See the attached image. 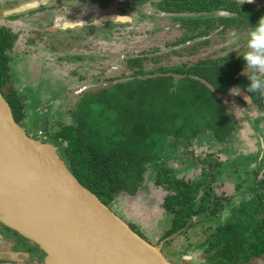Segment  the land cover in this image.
I'll use <instances>...</instances> for the list:
<instances>
[{
    "label": "trees",
    "instance_id": "16d2710c",
    "mask_svg": "<svg viewBox=\"0 0 264 264\" xmlns=\"http://www.w3.org/2000/svg\"><path fill=\"white\" fill-rule=\"evenodd\" d=\"M89 2L98 9L94 15L119 13L132 17L128 22L101 24L117 27L113 29L117 33L132 28L139 20L135 14L148 4L153 6L151 16L171 21L169 27H179L182 33L165 47L156 46L151 51L128 54L123 49L126 55L119 59L124 65L118 66L117 72H121L116 75L101 78L106 70L99 65L101 74L90 73L98 82H90L70 101L72 120L56 121L57 125L50 128L45 117L38 122L42 127L38 132H50L69 169L106 205L122 192L140 191L146 184V174L155 172L154 184L166 191L162 205L172 214V224L160 239L186 234L194 225H201L205 234L199 245L203 264H264V169L260 161L248 179L228 175L235 180L231 194L212 188L214 181L220 185L228 182L219 177L223 168L218 153L214 157L209 152L189 150L194 157L202 155L193 161L202 167L201 176L194 179L175 176L168 164L176 147H187L201 133H208L223 146L234 142L240 122L235 117L238 101L263 121L264 90L247 91L250 82L242 59L245 51L204 53L226 32L250 31L264 16V4L252 0ZM16 40V32L0 26V91L15 120L23 126L31 123L32 106L13 78L10 52ZM164 56H169V61H164ZM228 206L227 219L213 225ZM194 216L197 219L187 226Z\"/></svg>",
    "mask_w": 264,
    "mask_h": 264
},
{
    "label": "rangeland",
    "instance_id": "374dc122",
    "mask_svg": "<svg viewBox=\"0 0 264 264\" xmlns=\"http://www.w3.org/2000/svg\"><path fill=\"white\" fill-rule=\"evenodd\" d=\"M30 1L34 0H0V26H6L17 33L15 47L10 52L13 78L29 107L32 106L29 111L31 123L23 127L28 135L42 136L44 141L54 142V139L48 131L39 134L42 127L38 122L46 117L47 125L51 128L57 125L56 121H71L70 101L84 88H88L90 82H98L91 78L90 73L101 74L103 66L106 73L101 78L104 75H116L121 72H117L118 66L124 65L123 60L119 59L126 55H123V49L128 54L143 49L151 51L156 46L165 47L166 42L175 40L182 33L179 27H169L171 21L158 15L151 16L153 6L150 4L140 7V12L135 14L139 17L136 22L139 25L135 23L132 28L125 27L119 33L113 30L117 27L110 29L101 24L91 26L90 22L104 13L94 15L98 9L91 6L89 0H50L35 9L9 13ZM252 1L264 4V0ZM93 16L94 20L91 21ZM64 18L86 20L89 23L81 25L85 27L68 29L60 27ZM248 33L226 32L217 37L214 47L208 48L204 54L224 55L230 51L246 53ZM166 57L163 60L169 61ZM190 58L195 60L196 56ZM171 62L176 63L177 60ZM236 104L239 113L235 117L237 122L240 121L235 135L237 139L223 146L214 142L208 133H201L198 140H192L187 147L178 146L176 152L171 153L173 157L168 164L174 169L172 174L191 179L201 176V164L193 161L202 155L194 157L190 149L200 151L201 154L209 152L214 157H217L216 153L219 154L223 168L219 177L230 182L220 185L214 181L212 188L215 192H233L232 183L235 180L228 175H234L235 179H248L252 171L257 169L258 161L261 169H264V119L261 121V117L252 115V111L247 110L242 102ZM146 176L144 188L136 193L122 192L108 206L140 236L158 245L163 240L160 238L165 230L172 224V214L162 205L166 191L154 184L155 172L151 171ZM229 208H225L212 224L224 222L230 215ZM204 239L202 226L194 225L186 234L175 233L170 241L164 243L162 252L175 264H203L199 245Z\"/></svg>",
    "mask_w": 264,
    "mask_h": 264
},
{
    "label": "water",
    "instance_id": "95a60500",
    "mask_svg": "<svg viewBox=\"0 0 264 264\" xmlns=\"http://www.w3.org/2000/svg\"><path fill=\"white\" fill-rule=\"evenodd\" d=\"M49 1H30L9 13ZM131 20L109 13L90 24ZM88 23L64 18L60 27ZM60 149L28 135L0 91V222L35 243L45 254L42 264H175L162 252L174 234L158 245L148 242L78 180Z\"/></svg>",
    "mask_w": 264,
    "mask_h": 264
},
{
    "label": "flooded vegetation",
    "instance_id": "af4514ba",
    "mask_svg": "<svg viewBox=\"0 0 264 264\" xmlns=\"http://www.w3.org/2000/svg\"><path fill=\"white\" fill-rule=\"evenodd\" d=\"M0 264H42L44 253L31 240L0 222Z\"/></svg>",
    "mask_w": 264,
    "mask_h": 264
},
{
    "label": "clouds",
    "instance_id": "9594fccd",
    "mask_svg": "<svg viewBox=\"0 0 264 264\" xmlns=\"http://www.w3.org/2000/svg\"><path fill=\"white\" fill-rule=\"evenodd\" d=\"M247 49L242 57L244 66L249 70L247 79L250 83L247 91L261 92L264 90V16L260 17L254 27H251L248 33Z\"/></svg>",
    "mask_w": 264,
    "mask_h": 264
},
{
    "label": "built area",
    "instance_id": "2783aa9c",
    "mask_svg": "<svg viewBox=\"0 0 264 264\" xmlns=\"http://www.w3.org/2000/svg\"><path fill=\"white\" fill-rule=\"evenodd\" d=\"M39 134H43L42 132H40ZM61 140L59 139V142H60ZM58 144V143H57Z\"/></svg>",
    "mask_w": 264,
    "mask_h": 264
}]
</instances>
